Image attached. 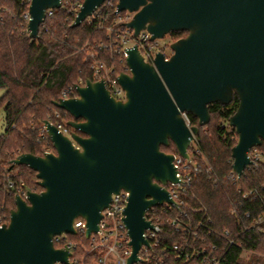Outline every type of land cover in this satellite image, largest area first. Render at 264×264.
<instances>
[{
  "label": "water",
  "instance_id": "water-1",
  "mask_svg": "<svg viewBox=\"0 0 264 264\" xmlns=\"http://www.w3.org/2000/svg\"><path fill=\"white\" fill-rule=\"evenodd\" d=\"M105 1L83 0L70 28ZM60 8L61 0H30L28 38H37L48 10ZM115 12L133 14L125 24L133 38L141 31L151 42L175 32L186 37L170 44L167 60L157 53L153 65L136 45L124 50L128 73L117 77L124 101L115 100L104 82L86 81L76 98L54 103L72 118L66 126L73 132L66 137L44 122L55 153L12 161L35 173L41 192L14 197L9 221L0 226V264H68L71 253L56 249L53 238L75 236L73 222L82 219L89 239L120 191L128 193V263L137 262L140 248L148 247L143 233L152 229L145 213L174 203L165 190L178 183L174 155L161 148L172 143L187 160L199 127L210 121L211 104L238 99L227 123L237 136L231 169L238 178L251 164L248 153L264 143V0H118ZM182 113L198 126L188 128Z\"/></svg>",
  "mask_w": 264,
  "mask_h": 264
},
{
  "label": "trees",
  "instance_id": "trees-1",
  "mask_svg": "<svg viewBox=\"0 0 264 264\" xmlns=\"http://www.w3.org/2000/svg\"><path fill=\"white\" fill-rule=\"evenodd\" d=\"M116 1L106 0L92 17L76 28H70L75 16L66 8L54 10L46 15L37 38L31 40L24 19L29 0H0V111L4 122V131L0 133L2 224L8 223L10 211L14 209V194L7 188L8 178L16 184L23 182L27 192H41L35 173L13 165L12 161L21 154L39 156L43 147H51L43 123L55 124V114L63 125L72 120L54 106L62 93L67 92L68 98H74L76 93L68 92L69 88L78 81L93 82L92 66L96 63H103L112 76L128 73L122 53L117 52L108 35V28L116 31L121 28V24L115 25L119 16L115 14ZM169 37L175 42L186 37V33L175 32ZM237 106L234 95L227 105L214 103L208 107L210 121L205 127H199L195 145L190 148L191 160L198 165L199 173L182 196L181 211L186 215H179L175 209L157 213L161 232L156 256L163 264H201L200 258L188 262L177 259L171 247L182 246L185 241L191 248L206 249L208 253L216 246L214 255L223 264H264V163L246 168L240 178L231 175V149L237 136L227 123ZM188 116L191 125L198 126L197 120ZM257 150L264 153V143ZM161 151L177 154L172 143ZM251 190L255 193L253 199L241 197ZM172 218L189 225L192 231L184 236L183 232L171 229L167 220ZM259 218L262 220L255 223ZM199 222L202 227H198ZM68 238L84 246L88 244L79 234ZM82 252L77 249L75 255ZM98 255L99 252H93L77 264H96Z\"/></svg>",
  "mask_w": 264,
  "mask_h": 264
},
{
  "label": "built area",
  "instance_id": "built-area-1",
  "mask_svg": "<svg viewBox=\"0 0 264 264\" xmlns=\"http://www.w3.org/2000/svg\"><path fill=\"white\" fill-rule=\"evenodd\" d=\"M82 2L83 0H61V8H66L68 12H70L76 17L82 5ZM100 8H98L97 10H99ZM53 11L54 10H48L46 12V15H51ZM96 11L94 13H96ZM94 13L92 14V16L94 15ZM122 14L124 15V18L120 19V16ZM116 15L119 16L115 20V24H121V28L117 31L115 28H108V35L109 40H111V38L113 39V45L115 46L117 52H121L122 56L125 59L126 56L124 54V50L136 45L143 60L146 63L153 65L155 55L157 53L162 52L154 50L155 45L153 44V42L150 41V35L146 31H141L136 38H133L132 30L125 27V24L130 22V20L132 19L133 14L123 12L121 14ZM24 19L28 22L29 17L27 13L24 16ZM163 56L165 60L169 58L165 54H163ZM92 68L93 82H104L106 89L109 91L110 95L115 100L124 101V92L117 82V77L119 74L112 76V73L106 69L103 63H96L92 66ZM84 85L85 83L78 81L76 85L68 89V92L74 90V92L76 93V96L74 98H76L77 88L83 87ZM66 93L67 92L62 93L61 100L70 99L67 97ZM54 117L56 119L55 124H50L55 126L59 133L66 137H69V132L71 130H68L66 125H63L60 121H58V114H55ZM181 117L185 125L190 128L192 125L190 123L188 114L182 113ZM43 130L45 132L44 126ZM195 142L196 138L194 139L192 144L195 145ZM73 144L75 147H77L75 143ZM192 144L190 148L192 147ZM190 148L188 150L187 160L182 159L177 154L174 155L173 165L177 171L176 177L178 179V183L174 185L167 184L165 186V190L167 191L169 197L174 203L172 205L164 204L161 207L151 208L144 215L145 220L149 221L152 226L151 230L147 229L143 233V238L148 243V247L142 246L140 248L138 252V261L133 264H163V260L158 259L156 256V248L158 247L159 242L158 236L161 232L160 217L157 213L160 212L161 214H163L166 213V211L175 209L179 212V215H186L184 212L181 211V208L184 207V201L182 199V196L184 195L186 187L190 185L192 178L199 173L198 165L194 164L191 160ZM257 148L251 149V151L248 153V158L251 161V164L246 168L256 167L260 162L264 163V153L257 150ZM197 152L198 151L196 150V153ZM54 153L55 151L52 148L51 144V147H43L42 152L39 156L42 157L44 155ZM231 175L238 178L233 172ZM7 182V188L14 194V197H20L22 199H25L27 190L23 188V182L16 184L15 182L9 180V178L7 179ZM254 194V191L251 190L242 193L241 197L246 200L253 199ZM127 198L128 193H126L125 191H120L118 194H114L111 196V200L107 208L101 212L102 218L98 224L99 230L96 234H92L89 239L86 240L88 241L87 246L71 241L68 238L69 235L62 234L53 238L54 247L55 244L58 245V247H55L56 249L71 253V256L68 258V264H77L78 261H82L85 256L96 251L99 252V255L96 259V264H129L128 259L132 254V250L129 245L130 239L128 238L127 230L125 229V226L123 224V212L127 205ZM232 212L234 213L235 210L233 209ZM261 220L262 219L259 218L255 223H258ZM5 224L7 223L2 224L0 220V226ZM167 224L171 229L183 232L184 236L185 234H189L192 231L189 225L183 224L178 218H172L167 220ZM198 227H202L201 222L198 223ZM73 228L76 232L75 236L79 234L85 237L86 228L84 220L76 219L73 222ZM194 236H197L196 233H194ZM231 243L232 241H230V244ZM77 249H82L83 251L81 255L79 254V256L75 255V251ZM171 249L176 255L177 259L184 262H188L194 258H200L201 264H223L220 258H217L214 255V252L217 251V247L214 245L211 247V251L209 253L206 251V249L198 250L195 248H191L186 241L182 246L174 244Z\"/></svg>",
  "mask_w": 264,
  "mask_h": 264
},
{
  "label": "rangeland",
  "instance_id": "rangeland-1",
  "mask_svg": "<svg viewBox=\"0 0 264 264\" xmlns=\"http://www.w3.org/2000/svg\"><path fill=\"white\" fill-rule=\"evenodd\" d=\"M124 15L122 14L120 16V19H123ZM27 25V21L25 26ZM117 25V23L115 24ZM172 43V39L169 37V35H166L164 38L162 39H157L155 41H153V44L155 45L154 50H157L159 52H162L163 54H165L167 57H170L172 52L169 48L170 44ZM2 95V91L0 90V97ZM4 131V122H3V112L0 111V133H2ZM192 147H194V145L192 144ZM26 176L23 177V180L26 182Z\"/></svg>",
  "mask_w": 264,
  "mask_h": 264
},
{
  "label": "flooded vegetation",
  "instance_id": "flooded-vegetation-1",
  "mask_svg": "<svg viewBox=\"0 0 264 264\" xmlns=\"http://www.w3.org/2000/svg\"><path fill=\"white\" fill-rule=\"evenodd\" d=\"M82 120H78L77 122H81ZM73 131L71 130L69 133H72ZM163 152V151H162ZM165 153V152H164ZM167 154V153H166Z\"/></svg>",
  "mask_w": 264,
  "mask_h": 264
}]
</instances>
